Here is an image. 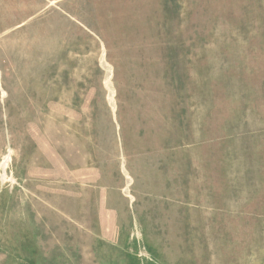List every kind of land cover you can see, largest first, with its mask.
Returning a JSON list of instances; mask_svg holds the SVG:
<instances>
[{"label":"rangeland","instance_id":"1","mask_svg":"<svg viewBox=\"0 0 264 264\" xmlns=\"http://www.w3.org/2000/svg\"><path fill=\"white\" fill-rule=\"evenodd\" d=\"M0 264H264V0H0Z\"/></svg>","mask_w":264,"mask_h":264},{"label":"bare ground","instance_id":"2","mask_svg":"<svg viewBox=\"0 0 264 264\" xmlns=\"http://www.w3.org/2000/svg\"><path fill=\"white\" fill-rule=\"evenodd\" d=\"M2 93H4V92H2Z\"/></svg>","mask_w":264,"mask_h":264}]
</instances>
